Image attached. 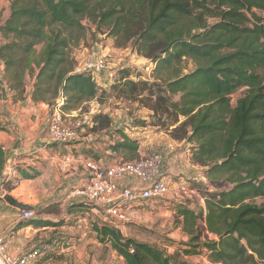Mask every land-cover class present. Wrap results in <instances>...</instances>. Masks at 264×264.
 Instances as JSON below:
<instances>
[{
    "label": "trees",
    "instance_id": "trees-1",
    "mask_svg": "<svg viewBox=\"0 0 264 264\" xmlns=\"http://www.w3.org/2000/svg\"><path fill=\"white\" fill-rule=\"evenodd\" d=\"M262 14L264 0H11L9 16L0 25V84L22 96L26 75L36 69L32 101L54 108L61 98L59 109L71 113L105 89L88 73L75 71L71 49L83 38L82 21L105 29L118 48L131 44L153 65L152 82L147 87L129 70H112L116 97L142 99L147 87L149 110L171 121L170 139L194 144L192 164L205 168L204 178L214 186L199 212L177 207L181 230L189 237L180 252L204 253L210 264H264ZM187 58L195 67L184 73ZM91 119V128L111 140L107 150L118 158L111 163L139 157L138 140L112 127L108 115L100 111ZM5 160L0 147V176ZM222 183L230 187L220 189ZM94 230L127 264H187L173 261L175 252L165 254L124 237L106 223Z\"/></svg>",
    "mask_w": 264,
    "mask_h": 264
},
{
    "label": "rangeland",
    "instance_id": "rangeland-1",
    "mask_svg": "<svg viewBox=\"0 0 264 264\" xmlns=\"http://www.w3.org/2000/svg\"><path fill=\"white\" fill-rule=\"evenodd\" d=\"M10 2L11 0H0V25L9 16ZM82 23L84 25L83 38L77 46L71 49V56L77 68L83 64V61H87L92 57L93 54L100 52L105 54V58L107 59L106 67L108 70H129L128 72L132 75V78L147 82L149 84L147 87L150 86L152 82L151 69L153 65L147 59L138 56L131 44L118 48L114 43V39L106 33L107 31L105 29L98 31L94 23L88 19H84ZM2 41L0 36V43ZM40 49L41 45L36 47V60L39 57L38 53ZM182 66L184 73L192 71L195 67L193 61L188 58L183 61ZM0 72L2 73L1 68ZM36 72L37 70L34 69L33 73L26 75L25 86L27 88H30L31 82L35 79ZM115 85L116 83L110 84L104 90L100 89L102 90L100 97L82 105L80 111L73 117L74 119L84 121V123L82 127L78 129L77 139L68 144L73 145L86 142V144H84L86 147L84 149H78V152L74 153V155L81 156L80 158L83 161L87 158L94 160L101 159L108 164L113 162L114 158H116L109 150L106 152L108 149L107 142L110 138H105L106 135L103 131L92 129L86 119L83 118L84 114L87 113V109L91 107V104L95 106L94 103L100 106L102 114H106L110 117L112 127L118 126L121 130L126 131L129 136L138 140L142 154H147V152L149 153L152 151H158L161 154V144H165L170 140L167 123H171V121H167L163 116L154 115L152 111L149 110V106L146 105L149 99V97H147L149 96L147 87L138 97L142 99L130 100L129 98L116 97L113 91ZM5 87L3 84H0V97L2 94H4V96L5 94L6 96L7 94H11V96L16 98L22 97L15 91ZM153 96L154 95H152V98ZM177 98L178 97L175 96L173 99L177 100ZM56 102L58 103V100H56ZM48 108L50 112L53 106H48ZM92 116L93 115H91V117ZM73 118L69 117L65 119L72 120ZM179 119L182 120L181 117ZM44 133L47 135V129ZM46 135L44 136L46 137ZM148 136L154 137L155 140L150 143V148L146 149V145H141V143L144 141L143 137ZM173 142L176 141L173 140ZM179 142H182V144L179 145V151L184 153L185 160L188 162L189 166L192 165L191 153L194 144H189L185 141ZM116 159L118 160V158ZM161 172L162 176L171 175L166 169H161ZM204 174L205 168L199 167V169H193L191 175H186L187 178H189L187 182L196 190V193L191 197L184 196L181 199H177L178 201L163 199L155 204L143 206L137 204L139 205L138 207L134 205L133 207L130 206L126 209L129 218L127 222H116L109 219L102 208L87 201H85L86 203L78 205H66L63 202H59L57 207L48 206L45 209L44 206L48 203L40 205L42 206L41 209L36 211L34 218L28 221L48 222L50 224L48 228L41 229L37 234L33 246L40 244H57V246H59V253L53 252L47 257L37 261L35 264H127L122 257L118 256V254L112 250L110 244L102 243L97 239L94 227L102 226V224L105 223L118 229L124 237L131 238L137 242L147 243L162 250L165 254L175 252L173 260L175 262L210 264L204 253L184 255L180 252L183 250L185 244L189 242V237L182 232L180 218L176 213L179 205L189 206L196 212L204 208V196L207 192L214 191V186L210 185L209 181L204 178ZM172 180L178 182V177L172 176ZM5 185L2 191H7L6 194L12 197L13 195H19L16 192L14 194L9 193L8 191L10 188H6ZM229 187L227 183H222L219 188L227 189ZM77 188L78 187L75 189ZM75 189H72V191ZM23 197L27 196L23 195ZM254 201L259 203L261 199H255ZM28 203H32V200H28ZM176 251L179 252V254L175 255Z\"/></svg>",
    "mask_w": 264,
    "mask_h": 264
},
{
    "label": "crops",
    "instance_id": "crops-1",
    "mask_svg": "<svg viewBox=\"0 0 264 264\" xmlns=\"http://www.w3.org/2000/svg\"><path fill=\"white\" fill-rule=\"evenodd\" d=\"M33 82L34 79L30 88H25L21 98L11 94L7 96L2 94L0 97V126L3 128L0 130V147L6 155L5 166L0 176V233L5 234L6 250L11 255H18L31 249L37 234L48 226L33 227L23 224L22 222L26 221L21 220L20 210L10 206L3 199L7 192L2 191L5 184L6 188H10L9 193L19 194L13 195L15 199L33 207L55 201L66 205L86 203L82 196H76L72 191L76 187L81 188L87 179L81 156L74 155L78 149L86 147L84 145L86 142L73 145L48 143L44 132L47 129L50 112L46 104L32 101L30 94ZM2 84L5 87L4 82ZM78 112L79 110L73 111L71 115ZM105 138L109 136L106 135ZM143 139L141 145H146V149L150 148V143L155 140L149 136ZM110 142L111 140H108L107 143ZM180 144L182 142H173L170 139L160 146L163 156L162 167L171 174L165 176L170 184V191L166 196L168 201L181 199L176 195L177 182L172 180V176L178 177V182L188 180L186 175H191L193 169H199L193 164L189 166L184 153L178 149ZM141 152L139 146L140 155ZM126 183L137 185L136 181L131 179L122 181V184ZM28 200H32V203H28Z\"/></svg>",
    "mask_w": 264,
    "mask_h": 264
},
{
    "label": "built area",
    "instance_id": "built-area-1",
    "mask_svg": "<svg viewBox=\"0 0 264 264\" xmlns=\"http://www.w3.org/2000/svg\"><path fill=\"white\" fill-rule=\"evenodd\" d=\"M105 54L96 52L80 67H75L76 72L88 73L100 86L107 88L116 79L112 70L106 67ZM2 70V65L0 66ZM60 100V101H59ZM63 100L58 99V106L52 108L48 117L47 140L48 143L68 144L77 139L78 129L84 121L74 119L75 115L63 113L59 105ZM94 103V101H93ZM91 104L83 118L92 126V117L100 112V106ZM94 106V107H93ZM80 111V109H79ZM73 118L65 119V118ZM85 121V122H86ZM162 153L152 151L141 154L130 161L105 163L103 160L85 159L83 167L87 172V179L81 188L73 190L74 195H81L85 201L102 208L105 215L116 222H127L126 209L147 204H155L166 199L170 191V184L162 176ZM167 176V175H166ZM135 180L137 185L122 184L123 180ZM196 193L194 187L187 180L177 182L176 195L183 198L191 197ZM34 211H21V220L34 218ZM57 249V252H56ZM57 244H40L18 255H11L6 250V236L0 233V264H35L53 252H58Z\"/></svg>",
    "mask_w": 264,
    "mask_h": 264
},
{
    "label": "water",
    "instance_id": "water-1",
    "mask_svg": "<svg viewBox=\"0 0 264 264\" xmlns=\"http://www.w3.org/2000/svg\"><path fill=\"white\" fill-rule=\"evenodd\" d=\"M3 96H4V94H3ZM3 199L6 201L7 204H9L10 206L17 208L21 211H32V210H34L33 206L21 203L9 194H5L3 196Z\"/></svg>",
    "mask_w": 264,
    "mask_h": 264
}]
</instances>
